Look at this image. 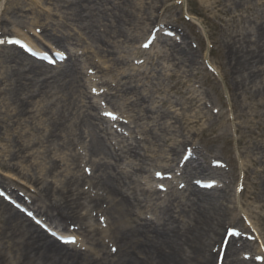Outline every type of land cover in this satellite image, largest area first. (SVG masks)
<instances>
[{
	"label": "rangeland",
	"instance_id": "obj_1",
	"mask_svg": "<svg viewBox=\"0 0 264 264\" xmlns=\"http://www.w3.org/2000/svg\"><path fill=\"white\" fill-rule=\"evenodd\" d=\"M63 1L58 2L59 7L65 5ZM97 1L96 6L104 7L106 13L102 14L103 18H98V21L93 22L94 26L89 23H85L81 28L71 24L65 28L56 25L64 21L67 22L68 11L66 12L65 8L56 9L54 0H25L28 9L31 5L35 6L36 4L41 5L44 9L39 8L34 9L33 12H20V14L25 15L24 17L10 16L8 13L2 14V17H0V22H2L0 40L5 41V43L0 44V60L4 57L3 50H5V57L6 55L9 56V53L28 57L24 50L10 41L13 37L31 38L33 40L31 43L35 47L64 50L70 56V59H67L62 65L50 66L51 69L46 73V78L60 72L71 60H76L75 62L80 64L81 71L83 70L85 73L84 78L82 77L78 84V89L83 92V98L80 93L79 96L86 101H91L96 106L94 111L97 115L85 124L83 119L79 120L77 110L70 107L71 110L67 112L61 108L62 103L65 105L71 101L67 95H65V99L62 97L64 91L59 90L58 93V90L53 88V92L52 90L50 92V89H44L42 86L40 91L48 92V101L54 102L59 97L64 100L58 106L51 103L48 113L53 112V119L61 117L62 122L67 124L61 130L64 131L63 134L66 135V132L67 134L71 133L69 137L62 136L60 139L57 136L55 140L51 139L47 143H53L54 146L48 148V144L43 140L47 123L43 124L42 121L48 113L42 114L44 112L42 107L39 108L38 104L34 106L36 101L42 102V99H45L43 93L37 91L38 94H34L32 100L34 104L30 110L36 112V118L32 119L31 115L33 113L30 112L27 114L28 116H20L16 113L17 103L21 100H18V97L22 96V99H28L29 90L23 91L19 89L18 85L13 86L8 85L7 81L2 82L5 85L4 87L15 90L8 96H0V193L14 192V194L24 196L27 201L38 198L37 206L44 209L53 208L60 203L58 200L63 195H60L61 197L48 196L47 193L41 190L43 184H50L55 189L57 187L63 188L67 179H70L73 175H82V182L72 185L74 190L78 189L82 192L81 195H77L75 190L74 196L77 198L78 203L82 204L77 209L82 214V218L78 225L71 224L68 228L73 231L79 229V232L75 233L78 236V242L71 244L70 248L80 249L88 253L89 259L101 261L105 258L114 259L116 262L121 253V247L115 238L113 222H119L120 216L111 207L112 196L107 189L101 188L102 179L99 178V171H95L93 159L100 157L92 155L91 133H97L98 131L102 134L112 151H114V148L115 151L118 150L119 147H123V149L138 147L134 148L137 154L130 157L132 160L122 161L121 167L126 172L123 177L136 188L134 195L138 199L135 203H138L139 200L142 204L141 207L136 208V204L133 203L132 217L136 218V221H144L146 217L152 219L154 224H159L161 220L151 210L155 205L161 204L160 200L166 201V198L168 199L167 202L172 205L170 210L167 211L168 217L172 214L177 218L181 213V218H185L184 221L188 220L183 216L182 211L184 208L195 214L194 208L186 202L188 194L184 197L183 190H176L177 186L181 188L184 185L183 183L178 185L182 181L179 169L183 166L189 154L185 157V153H182L183 148H181L179 155L182 159H180L175 156L173 148L182 141L187 140V144L194 143L196 146L198 145L210 152L211 156L208 158V162L209 164L212 162L213 167L217 168L220 173L218 176L222 177V180L214 179L216 186L219 184L216 189L221 186L227 187L224 192L218 190L226 196L222 201L229 206V217L236 215L239 218L240 223L237 227L239 229H236L241 234V236H238L239 242H237L239 246L238 258L246 257L253 264H264V260L256 259L257 256L264 257V219L261 221L263 225V230H261L258 219L253 217L256 216L253 211L255 209L259 211L257 207L264 204V195L261 196V200H258V202L251 198V192L256 191L257 195L260 194L259 189L255 188V184L260 178L259 176L257 178L255 171L258 169L260 171L264 170V149H257V145H264V139L260 137V134H264V131L257 124L260 122L264 125V117L262 119L256 118L251 123V128L255 130L253 134L249 128H244L249 120H253L252 115L257 112L254 106L258 101V90L261 84L258 83L255 90L251 87L250 91L253 94H239L233 91L235 80L229 70L226 47L228 37L224 33L228 26H224L222 20L229 19L228 14L224 15L222 13V10L228 8L226 0H221L220 5L211 10H208L200 0H161V2L166 1V7L159 2L155 5L154 11L150 10L149 16L151 18L149 22L160 15V19L170 21L174 26L184 30L192 41L190 43L197 54L198 64L193 65L195 67H192L190 71H188V67L173 59L170 46L164 47V44L160 41H155V45H152L151 48L143 46L142 40L145 38L143 29L146 27L143 23H148L146 19L140 25H135L137 22L129 25L128 22L125 23L124 19H119L111 13L110 8L114 9V3L109 2L107 4L106 0ZM131 1L132 7H128L129 10H137L136 13L139 18H146L147 15H144L142 9L154 7V2L157 0ZM7 2L8 0H0V16L5 6H7ZM210 2L214 3L215 0H210ZM250 5H254V15L262 14V8L255 1L252 0ZM21 7L23 6L21 5ZM1 18L8 19V21L4 23ZM249 18H253V16L251 15ZM36 22H38V25H36ZM68 22L70 23L69 20ZM17 23L19 24L17 25ZM109 25H120L124 33L128 31L129 33L143 34L137 35V41L134 42L123 40L124 37L115 38L114 41L116 42H112V36L103 31L105 26ZM244 25L245 23L240 26L243 27ZM46 26H49L47 31L45 30ZM237 29L239 28L233 27L231 30L236 31ZM111 34L114 35V33ZM55 36L69 39V45H65L67 48L55 42L53 40ZM199 36L201 40L198 38ZM100 38L102 41L107 39L108 43H106L105 48L111 50L113 55L107 56L106 53L101 52V48L104 46L99 41ZM140 38L142 40L138 41ZM118 39L123 42H117ZM214 39L217 42H214ZM162 48L165 53L164 57L159 56V50ZM161 54L163 55V53ZM5 57L3 58L5 62L1 67H16L12 58ZM34 61L44 65L36 59ZM116 62L119 63L116 64ZM176 73L177 77L174 75ZM27 75L32 76V79H36L29 72ZM131 76H133V80L136 79L139 82L129 83L128 78H131ZM262 76L264 78V73H262ZM122 80L129 83L127 86L137 83L143 85L142 87L138 86L136 90L144 95L145 101L135 102L138 97L137 93L135 95L125 93ZM255 83L251 86H254ZM93 89H95L97 95ZM197 90L206 91L209 94L207 97L211 101L204 103V100L193 102L188 100L193 96L199 97ZM206 92L204 93L206 94ZM237 105L241 106L240 112H243L244 107H248L247 112L250 111L248 117L244 116L237 120V122L242 123V132L246 137V143L242 148L243 154L240 153L241 149L237 144L239 134L231 129L235 126L236 121L230 119V117L233 116V106ZM147 106L149 110L145 109ZM153 106H155V109ZM106 108L115 109L118 118L114 120L113 118H107L104 112ZM59 111L61 113L58 116L57 112ZM169 111L173 112L171 117L166 119L164 115ZM219 112L222 113V117L218 116ZM158 113L161 115L158 116ZM49 119H52V116ZM224 119L226 120V127L223 126V131L227 134V138L231 140L229 145H226L223 140L213 142L211 139L215 133L208 135L210 132H206L207 129H217L218 132V128L222 125ZM37 125L45 127L44 133L36 132ZM96 126L99 127V130L96 129ZM150 128H152L153 134L147 133ZM29 131L39 134L40 140L26 149L27 152L25 151L18 156L15 138L19 140L20 135L24 133L23 136H29ZM72 138L73 141H71ZM123 149H121V152H123ZM56 155L60 156L59 159L55 157ZM64 156L67 158L66 161H63ZM47 157L50 160H47ZM139 157L151 161L152 166L142 162ZM54 159L58 163L57 169L53 174H48L46 169L51 161L55 162ZM106 159L109 162L116 163V160L112 157ZM253 159H257L259 164L254 165ZM247 165L250 167L251 176L249 182H247L249 190L246 199L241 191L245 185L242 182L244 181L243 169ZM85 169H90L91 173L85 171ZM159 169L165 175L170 176L163 179L157 178L156 171ZM157 179L159 180L157 181ZM123 184L125 183L121 181L120 186ZM162 186L167 187L168 190H161L160 187L162 188ZM123 190L125 191V189ZM70 194L69 191H66L64 195L70 199ZM165 195L166 198H163ZM177 196L180 198L177 199ZM0 198L3 199V196H0ZM208 211H212V209L208 208ZM100 217L104 218L103 222ZM174 220L177 222L176 219ZM193 225V222H189L187 226ZM183 226H185V223L182 224ZM60 227L64 229V227ZM224 232L223 227L220 230L219 239ZM245 242L248 243V247L246 250H241ZM82 246L84 249L81 248ZM0 247L8 255L11 254L8 251L16 254L17 259H14V264H24L23 259L17 255L22 254L21 251L16 248L9 250V244L7 243H1ZM113 248L116 249L115 252L112 251ZM19 258L20 260H18Z\"/></svg>",
	"mask_w": 264,
	"mask_h": 264
},
{
	"label": "bare ground",
	"instance_id": "obj_2",
	"mask_svg": "<svg viewBox=\"0 0 264 264\" xmlns=\"http://www.w3.org/2000/svg\"><path fill=\"white\" fill-rule=\"evenodd\" d=\"M51 1V0H50ZM107 4L109 2L114 3V9H111V13L117 16L119 19H124L125 23L128 22L129 25L134 24L140 25L144 19L148 21L145 24V29H143L144 37L150 35L155 32L158 37H160V42L164 44V47L170 46L171 56L173 59L179 62L181 65L188 67V71L193 65L198 64L197 54L194 51L193 46L190 42H192L188 35L184 32V30L174 26L170 21L160 19L161 16L158 15L155 18H151L149 16L150 10L155 8V5L161 0H157L154 2V7L143 8L144 15H147L146 18H139L136 13L137 10H129L128 7H132L131 0H106ZM258 5H260L261 13L257 16L254 15L255 8L250 5L252 0H226L227 9L222 10L224 15L228 14L229 19H222L224 22V26L227 25V29L224 31L227 40V55L229 58V70L230 73L233 74L232 78L235 80V88L234 92H238L239 94L247 93L250 94L253 92L250 91L251 87L253 90L258 87V83L261 84L259 86V93L257 102L254 106V109L257 110L255 114L252 115L253 120H249L244 128H249L250 132L253 134L255 132L254 129L251 128V123H253L254 119L264 117V78H262V73H264V0H253ZM55 8H65L67 12L66 20L67 22H62L59 25L60 27H67L74 25L77 28H81L85 25V23H89L93 25V22L98 18H103L102 14L106 13L104 7H97V0H64L65 5L59 7L58 2H62V0H54ZM201 3L206 5L208 10L217 8L221 3V0H215L214 3L210 2V0H200ZM163 6L166 7V1L161 2ZM54 4V3H52ZM131 4V5H128ZM21 5L23 7H21ZM32 6V5H31ZM28 9L25 3V0H8L7 6H5L2 14L8 13L10 16L16 17H24L22 14L25 12H33L34 9H44L41 5L36 4ZM55 9V10H56ZM158 9V8H157ZM141 10V9H140ZM39 11V10H38ZM154 11V10H153ZM20 12H22L20 14ZM245 13H248L246 16ZM13 14V15H12ZM253 16V18H249ZM8 18V17H7ZM17 20V18H16ZM70 21V23L68 22ZM1 21L6 23L8 19L1 18ZM21 22V21H19ZM38 25V22H36ZM245 23L243 27L240 25ZM19 23H17L18 25ZM2 26V22H0V30ZM54 26V25H53ZM102 26V25H101ZM239 28L236 31H232V28ZM49 26L45 27L47 31ZM129 28V27H128ZM174 31L175 36H167L164 34L165 30ZM52 30V29H51ZM50 30V31H51ZM108 35L112 36V42L115 38L124 37L123 40H129L128 42L137 41V35L140 33H129L124 30L120 25H109L105 26L103 30ZM111 33H114L112 35ZM236 33V34H235ZM2 33H0L1 36ZM143 34V33H141ZM140 34V35H141ZM60 37V36H59ZM201 40V37H198ZM53 40L63 47L67 48L65 45L68 44L70 40L67 38H58L55 36ZM142 40L141 38L138 39ZM102 42L104 46L101 48V52L106 53L107 56L113 55L111 50L105 48L106 43H108L107 39L100 38L99 40ZM123 42L121 39L117 42ZM157 41V39H156ZM217 42L216 39L213 40ZM257 46V48H256ZM166 49V48H165ZM5 57V50L2 51ZM11 52V51H10ZM163 53V55L161 53ZM17 54L6 55L5 58H12L15 63L14 68L1 67L5 61L3 58L0 60V96H8L15 89H8L4 87L5 85L2 82H8V85H13L19 87V89L29 90L28 99H22V96L18 97L20 100L17 103L16 113L20 116H28L27 114L33 113L31 115L32 119H35L37 114L30 110L34 96L37 91L41 90L43 86L44 89H50V92L53 88L58 90V93L64 91L65 95L69 96V102L63 105L62 97L55 99L54 102L48 101V92L40 91L43 93L42 102L36 101L34 106L38 104L42 107L43 113H48V108L51 103H55L56 106L61 104V108L64 111H70L72 107L74 110H77V115H79V120L83 119L85 124L89 122V119L97 116L95 114L96 106L92 104L91 101H86L83 98L82 90L78 89V84L82 78V71L79 68L80 64L75 61H71L69 64H66L65 68H63L60 72L49 76L46 78V73L51 69L48 65H42L40 63H36L32 57L28 55V57L24 56H16ZM159 56L164 57L165 53L163 48L159 50ZM120 60V59H117ZM119 62H116L118 64ZM177 64V66L179 65ZM82 64V63H81ZM9 69V70H7ZM9 71V72H8ZM30 73L36 79H32V76H28L27 73ZM125 73V72H124ZM236 77H235V75ZM177 77V73L174 74ZM133 76L129 79V83L139 82V80L132 79ZM51 80V81H50ZM123 81V80H122ZM124 86L123 91L129 95L138 94V97L135 99V102L145 101V97L141 92H138L137 87H142L143 85H139V83L131 86H127L129 83L127 81H123ZM256 82V83H255ZM254 86H251V84ZM6 84V85H7ZM3 86V87H2ZM256 86V87H255ZM36 87V88H34ZM14 88V87H13ZM60 90V91H59ZM79 91V92H78ZM199 97L193 96L188 98L190 101L195 100H204V103L211 101L209 94L206 91L197 90ZM206 92V94L204 93ZM81 94L82 98L79 96ZM141 93V94H140ZM35 94V95H34ZM38 94V93H37ZM41 94V93H40ZM235 94V93H234ZM202 96V97H201ZM247 99V97H246ZM32 103V104H31ZM212 103V102H211ZM83 105V106H82ZM145 106L144 104H142ZM33 106V107H34ZM65 107V109H64ZM155 109V106H153ZM239 105L233 106V116L230 119L236 121L235 126L231 129H234L235 132L239 134L237 144L239 145L240 153L243 154V146L246 143V137L243 134V126L240 121L242 117H248L249 112H247L248 107H244L243 112H240ZM149 110L148 106L145 108ZM87 111V112H86ZM173 111H169L164 117L166 119L171 117ZM26 113V114H25ZM61 112H57L59 116ZM66 113V112H62ZM161 115L158 113V116ZM52 116V119H49ZM69 116V115H68ZM219 117H222V113H218ZM30 118V117H29ZM48 118V119H47ZM53 112L48 113L42 121L43 124L47 123V127H39L37 125L36 132L44 133L45 135L43 140L44 142H50V140H55L57 136L61 139L62 136L71 135L63 134L61 131L64 126L67 124L62 122L61 117L57 119H53ZM222 119V118H221ZM197 122V120H195ZM1 123V122H0ZM222 125L217 129H207L206 132H210L208 135H212V141L217 142L223 140L226 145L231 143V140L227 138V134L223 131L226 127V120H222ZM260 127H262L264 131V125L260 122L257 123ZM1 125V124H0ZM78 128V127H76ZM230 128V126H229ZM96 129L99 130V127L96 126ZM152 133L153 130L150 128L147 133ZM29 136L21 134L18 138H15L17 141L16 153L19 156L21 153H24L26 149L36 144V141L40 140L39 134L34 133L33 131H29ZM60 133V134H59ZM91 152L92 155L98 156L100 158L93 159V164L95 166V171H99V178L102 179L103 189H107L112 196V208L115 209V213H119V222H113V227L115 231V238L120 244V255L118 260L115 262L114 259H102L101 261H97L95 259H89V254L82 252V250H76L69 248L68 244H64L60 242L57 238L51 236L41 227L36 225L33 221L27 218L24 214H22L18 209L14 207L11 201L0 198V246L1 243L9 244V250H13L14 248L18 249L22 252V254H17L23 259L24 264H216V256L218 255L217 247L221 245V240L223 238V234L226 235V230L229 227H238L239 218L236 215L229 217V206L222 201L225 198V195L221 194V191H226L224 186L220 188H201L199 185L195 183V180H204V179H218L222 180L221 176H218L220 173L217 171V168H214L212 162L209 164L208 158L210 157V152L205 150L202 147L196 146L194 143H188L187 140L182 141L180 144H177L173 150L175 151V156L182 159L179 155L181 153V148H183L182 153L186 151L191 152L190 157L184 162L183 166L180 167L181 179L182 182H185L184 197L187 195V204H191V206L195 210V214H193L190 210L183 209L182 213L188 220L181 218V213L176 218L170 214L168 217L167 211L170 210L172 205H170L167 201L160 200L161 204L155 205L151 211H154L153 214L159 217V224H154L153 220L147 219L145 217L144 221H136V218L132 217V208L133 203L136 204V208L141 207V202L135 203L137 201V197L134 195L136 188L132 186L130 182L124 179L123 174L126 173L121 165L123 162H127V160H132L130 157L136 156L137 152L134 148L123 149V147H119L118 150L112 151L108 144L105 141V138L98 131L91 133ZM260 137L264 139V134H260ZM42 140V139H41ZM73 141V138L72 140ZM48 144V143H47ZM189 147L186 148V146ZM53 143L48 144L49 147H53ZM123 149V152H121ZM249 149V148H248ZM258 150H263L264 145H257ZM141 150V149H140ZM118 151H120L118 153ZM27 152V151H26ZM121 153H124L123 155ZM59 159L60 156H55ZM107 157H112L116 160V163L107 161ZM139 159L147 164H151V161L148 159H144L139 157ZM47 160H50L47 157ZM51 161L49 167L46 169L48 174H53L57 169V162ZM67 158L64 156L63 161H66ZM123 161V162H122ZM181 162V161H180ZM253 164L258 165L259 161L257 159H253ZM121 163V164H120ZM120 164V165H119ZM179 164V162H178ZM177 164V165H178ZM257 178L260 177L255 184V188L259 189L260 194L257 195V192H251V198L254 201L258 202L261 200V196L264 195V170H256L255 171ZM243 178H244V187L242 189V193H244L245 198L247 199V191L249 190L247 187V182L250 180L251 170L247 165L243 169ZM82 175H73L70 179L66 180L63 188H54L50 184H43L42 189L45 193L50 197H61L58 201L60 202L53 208L44 209L37 206L38 198H34L33 200H28L21 195H17L14 192L7 193L9 194L15 201L19 202L22 205L28 206L31 210H33L37 216H41L42 220L50 225V227L54 230H57L59 226L64 227L65 230H69L71 224L78 225L82 218V214L78 212V208L82 206L77 201L75 196V190L77 195H81L82 192L78 189L72 187L74 183L82 182ZM38 181V180H37ZM124 182L122 186H120V182ZM209 181V180H205ZM80 182V183H81ZM125 189V191L123 190ZM6 190V189H4ZM7 191V190H6ZM70 192V199L65 197V192ZM61 195V196H60ZM225 196V197H224ZM226 200V199H225ZM8 201V202H6ZM208 208H211L212 211H208ZM257 209H255V215L253 216L255 219H258L256 222L259 227L262 228L261 221L264 219V204H260ZM190 211V212H189ZM252 215V214H251ZM173 217V219H172ZM176 219L177 222L174 220ZM189 222H193V226H187ZM185 223V226L182 227V224ZM64 224V225H63ZM228 225V226H227ZM225 226L227 227L225 229ZM224 227L225 232L222 234V237L219 239V235L221 228ZM79 232V229H78ZM74 232L71 231V234ZM237 234H232L230 237V243L226 250V257L223 264H253L246 257L238 258L239 246L237 245L238 241ZM248 247V243L245 242L241 247V250H246ZM11 254H7L3 252L0 247V264H14V259H17L16 254L8 251ZM11 257L13 258L11 260ZM250 259V258H248ZM20 260V258L18 259ZM241 260V261H240ZM230 261V262H228ZM22 264V263H20Z\"/></svg>",
	"mask_w": 264,
	"mask_h": 264
},
{
	"label": "snow or ice",
	"instance_id": "obj_3",
	"mask_svg": "<svg viewBox=\"0 0 264 264\" xmlns=\"http://www.w3.org/2000/svg\"><path fill=\"white\" fill-rule=\"evenodd\" d=\"M3 43H5V41H2V40H0V44H3ZM16 43H19L18 41H16ZM145 47H147V45H145ZM93 91H95V89H93ZM106 115H108V116H111L113 119H115L116 117L115 116H113V114L112 113H106ZM85 171H87V172H89V173H91V170L90 169H85ZM157 175H160V173H157ZM3 195V193H0V196H2ZM29 215H31L30 213H29ZM100 219H101V221L103 222V217H100ZM235 234V233H234ZM112 251L113 252H115L116 251V249L115 248H113L112 249ZM256 259H262V260H264V257H261V256H257L256 257Z\"/></svg>",
	"mask_w": 264,
	"mask_h": 264
}]
</instances>
